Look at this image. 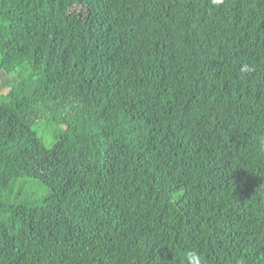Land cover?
Returning <instances> with one entry per match:
<instances>
[{
    "label": "trees",
    "instance_id": "1",
    "mask_svg": "<svg viewBox=\"0 0 264 264\" xmlns=\"http://www.w3.org/2000/svg\"><path fill=\"white\" fill-rule=\"evenodd\" d=\"M1 72L0 264H264V0H0Z\"/></svg>",
    "mask_w": 264,
    "mask_h": 264
},
{
    "label": "rangeland",
    "instance_id": "2",
    "mask_svg": "<svg viewBox=\"0 0 264 264\" xmlns=\"http://www.w3.org/2000/svg\"><path fill=\"white\" fill-rule=\"evenodd\" d=\"M18 81L16 75H6L3 72L0 73V93L6 92L12 84Z\"/></svg>",
    "mask_w": 264,
    "mask_h": 264
},
{
    "label": "clouds",
    "instance_id": "3",
    "mask_svg": "<svg viewBox=\"0 0 264 264\" xmlns=\"http://www.w3.org/2000/svg\"><path fill=\"white\" fill-rule=\"evenodd\" d=\"M212 2H213L214 4H220V3H222V0H212ZM240 71H241L242 74H244V75H248V74L253 73V72L255 71V68H254L253 66L249 65V64H244V65L241 67ZM259 142H260V147H261L262 149H264V137H261ZM193 255H195L194 252H192V253H188V254H187V256H188L189 258H191V256H193Z\"/></svg>",
    "mask_w": 264,
    "mask_h": 264
}]
</instances>
